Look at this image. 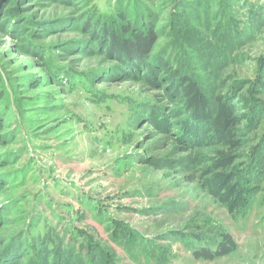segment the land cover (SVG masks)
I'll return each instance as SVG.
<instances>
[{
  "label": "rangeland",
  "instance_id": "rangeland-1",
  "mask_svg": "<svg viewBox=\"0 0 264 264\" xmlns=\"http://www.w3.org/2000/svg\"><path fill=\"white\" fill-rule=\"evenodd\" d=\"M0 264H264V0H0Z\"/></svg>",
  "mask_w": 264,
  "mask_h": 264
},
{
  "label": "trees",
  "instance_id": "trees-1",
  "mask_svg": "<svg viewBox=\"0 0 264 264\" xmlns=\"http://www.w3.org/2000/svg\"><path fill=\"white\" fill-rule=\"evenodd\" d=\"M154 36V32L150 30V34L148 36H142L141 38H139V43H137L135 48H138V51H140L144 55H147V50L152 44Z\"/></svg>",
  "mask_w": 264,
  "mask_h": 264
}]
</instances>
